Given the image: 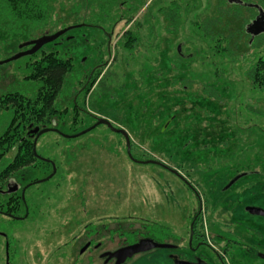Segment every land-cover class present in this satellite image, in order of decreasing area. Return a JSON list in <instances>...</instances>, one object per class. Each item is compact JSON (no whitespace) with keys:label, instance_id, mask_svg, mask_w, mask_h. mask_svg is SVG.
Listing matches in <instances>:
<instances>
[{"label":"rangeland","instance_id":"1","mask_svg":"<svg viewBox=\"0 0 264 264\" xmlns=\"http://www.w3.org/2000/svg\"><path fill=\"white\" fill-rule=\"evenodd\" d=\"M117 1L126 4L111 5L106 22L98 26H81L86 13L88 22L90 14H100L96 5L92 7L94 12L70 10L71 0H62L65 9L59 12L56 5V15L48 25L18 37L0 30V96L19 93L34 99L38 83L28 78L29 64L42 51L67 53L72 58L74 80L79 79L80 72L90 75L104 61L98 81L78 99L84 109L77 114L79 123L59 127L64 135L79 133L92 126L94 117L103 118L126 132L132 155L141 160L134 163L126 158L118 146L119 136L104 125L74 139L53 133L42 135L36 152L61 162L55 177L60 216L74 211L77 222L86 224L106 219L110 236L93 243L100 242V251H111L142 240L144 233L157 244L166 240L179 244L183 231L187 235L192 217L201 212L210 236V243L200 253L206 264H264V216L254 213L264 212V92L254 89L256 86L244 76L249 58L254 54L264 57V39L258 48L247 51L248 38L240 33V22H232L227 30L234 53L244 56L247 52L249 58H220L204 34V22L216 19L220 0ZM143 1L145 5L140 7ZM138 7L136 12H127ZM163 8L179 15L176 32H165L168 22L156 15ZM118 14L133 17L132 22H115ZM148 21L155 26V39L163 40L158 50H152L147 42L144 27L149 26ZM226 23L222 19L221 25H211L210 29L219 36L226 32ZM0 26H4L1 20ZM128 31L139 38L131 49L118 45L119 40L125 42ZM57 34L35 55L22 56L19 52L21 45L30 48L34 40ZM84 82L85 77L79 86ZM211 94L215 98L223 96V100L217 101ZM74 114L70 111L66 119ZM4 120L0 117V123ZM17 124L20 128L24 125ZM25 127L20 129V136ZM2 132L0 129V135ZM72 155L76 161L68 168L66 160ZM239 171L248 173L229 185ZM36 175L30 172V177ZM75 185L92 190L89 197L79 188L72 190ZM49 188L41 186L35 192ZM98 193L106 195L99 204ZM31 198L34 201V196ZM83 207L88 217H82ZM39 220H30L24 226L23 237L28 236L20 241V249H26L28 257L18 258L17 263L69 264L58 260L54 252L69 240L65 230H56L58 218L51 214ZM110 220H121V225ZM41 228L53 236L44 240ZM78 230L73 252L84 243L83 232L80 227ZM224 250L225 258L221 259ZM175 253L156 248L136 254L123 264H174L171 255ZM80 257L85 260V255ZM92 258L93 264H115L102 263L97 252Z\"/></svg>","mask_w":264,"mask_h":264},{"label":"trees","instance_id":"2","mask_svg":"<svg viewBox=\"0 0 264 264\" xmlns=\"http://www.w3.org/2000/svg\"><path fill=\"white\" fill-rule=\"evenodd\" d=\"M146 1H143L140 7L144 6ZM239 1H241L244 5L229 3L228 0H220L216 8L218 13L216 19H208L204 22V26L206 27V31L204 32V34H206V38L209 39V41H211V43L215 45L216 53L219 54L218 57L220 58L224 56H229L230 58H234L233 56H235L236 60H238L240 57H243V59L249 58L247 52L245 53V55L243 54L244 56L234 53V46H231V36L227 30V28L229 29V25L232 22H240V33L248 38V42L246 45L247 51H249L250 49L258 48L261 45V42L259 41L264 39V34L256 36L252 39L251 36L245 31L246 25L254 18L256 14V9L251 6L257 5L264 11V0ZM71 2L73 4H71V6L69 7L70 10L81 8L83 11L87 12L89 10L91 11L92 7H95L94 5H96V8L100 12L99 15L90 14L88 16L89 18L92 17L91 22H88L87 20V13L85 14L84 18L81 17L83 22V25L81 26L83 27L84 23H93L97 26L105 23L107 19L106 11H110L111 5L115 6L117 3H120L122 5L126 4L125 2L121 3V1L119 2L117 0H112V2H109L107 0H78L77 3L71 0ZM56 5H58L59 7V12L65 9L62 0H0V20L3 21L4 25L0 26V30L2 33H4V35H15L17 37L24 36L30 32L29 30L33 28L48 25V23L52 21V17H54L53 15H56V13L54 14V12H56ZM130 9H132V12H136L139 7L128 8L127 12H129ZM163 9H160L156 15L168 22V25L165 27V32H176L180 26L179 15H177L176 12L173 13L171 10L169 11L168 9ZM117 10V12H121L120 8H117ZM92 12H94V10H92ZM115 18H118V20L115 22L125 21V23L130 24L132 22L133 17H121V15L118 14V16H115ZM222 19H225L227 21L225 26L226 32H223V34L220 33L219 36H217L215 31H212L210 27L211 25H221ZM149 21L147 22L148 24ZM88 26L90 25H87L85 27ZM154 27L155 26L153 25V23H151L149 24V26L144 28L146 35L148 36L147 42L149 43L150 48L152 50H158L163 40L155 39L156 37H154L153 35L155 33ZM208 28L211 31H208ZM99 30L102 29L99 28ZM125 39V42L119 40L118 45L126 49H131L132 44L136 43L139 38L134 35L132 31H128L126 32ZM168 44L170 43L168 42ZM21 47L27 48L25 45H21L19 46V49ZM177 52L178 51L176 49V53ZM36 53H34L33 55H35ZM178 53L177 55H179ZM249 63L250 65L245 71L244 76L252 85L256 86V88L254 89L259 90L260 92H264V57H259L257 54H254L252 59L249 58ZM105 64L106 62L104 61L102 64L99 63V65L95 66V69L91 71L90 75L83 76L80 72L79 79L74 80L75 77L73 76L72 70V58L68 56L67 53H58L57 51H42L40 57L29 64L31 70L28 78L38 83V91L36 96L34 97V99L31 100H29L30 98H26L24 95H21L19 93H7L4 96H0V117L5 118L2 123H7L8 125H12L14 123L17 124L18 122L24 123L22 127H25V125L29 123L30 125L28 127H30V130L32 128L36 129V127H40L41 125H44V123L50 124L54 121L66 127L78 124L79 121L77 120V114H81L80 109L84 110L78 104V99L82 95L85 96L89 93L91 88L98 81V78H100V75L103 70V65ZM84 77L86 81L84 82L85 84L79 86L81 84V80ZM74 82L76 83V85ZM60 95H64L65 98H61ZM211 96V98H215L213 94H211ZM215 99L217 101H222L223 96L218 95ZM70 111L76 114H74L73 118L67 120L66 114H69ZM247 111L251 112V110ZM233 112L234 111H232V113ZM94 125H92L91 127H93ZM7 128H11V126H8ZM21 128L19 126L15 127L13 129L14 134H16V130L20 131ZM94 128H92L91 130H93ZM0 129L2 130L3 127H0ZM85 130L79 133L73 132L71 134L65 135L61 132V137L66 139H74L77 138V135L81 136L83 134H86L87 132L83 133ZM91 130H89L88 133ZM112 133L118 135L119 138L121 137V135L118 133ZM14 134V137H22L20 135ZM3 137H5V135ZM30 137H32V135H30ZM5 146L7 147V149H12L13 147L15 151L14 153L17 154V156L13 160L14 170L21 169L23 166H26L27 164L35 161L32 157L33 151L31 144H28V146H25L22 149V147L18 145L16 146L15 143L8 145L0 143V148ZM20 148L21 150H19ZM126 151L127 147L125 146L124 154L127 158L128 155ZM130 156L131 158H134L131 151ZM240 172L241 171H239V173ZM145 234L148 235V233ZM81 259L82 258L80 257V255H78L77 264H80Z\"/></svg>","mask_w":264,"mask_h":264},{"label":"flooded vegetation","instance_id":"3","mask_svg":"<svg viewBox=\"0 0 264 264\" xmlns=\"http://www.w3.org/2000/svg\"><path fill=\"white\" fill-rule=\"evenodd\" d=\"M257 14L258 13L256 11L254 18L257 16ZM30 48H32V46ZM30 48L19 49L18 47L19 52L21 53L29 50ZM96 120L97 119H95L94 117V122L92 125L96 123ZM59 125L60 124L58 122L54 121L53 123L44 124L40 127H36V129L32 128L31 130L29 129L30 127L27 126L25 127L23 133L24 135L22 137H14L13 129L19 126V124H0V126H3V132L1 134L2 137L0 136V143L5 145L15 143L16 146L18 145L22 147V149L25 146H28V144H31L33 151L32 157L35 160L34 162L23 166L21 169L14 170L13 160L17 156V154L14 153V148L12 147V149H7L6 146L0 148V264H18V258H27L28 251L23 248L22 250L20 249L22 247V243L20 241L28 236L27 235L26 237H23V233L25 231L24 226H26L30 222V220L32 222L39 219L41 220L44 217L51 216V214L57 217L59 221H57L56 223V226L58 227L56 228V230L58 232L61 231V229L65 230L67 239H69L62 246L57 247L54 252L58 254V260H66L69 262V264H77L78 255H85V260L81 259L80 264L84 261H86L85 264H93L92 257L96 252L98 259H100L102 263H115V259H108L107 255L105 254L112 253L118 249L127 247L137 242L136 241L128 245L124 244L120 247H116L111 251L104 249L100 251V242L98 241L103 240L104 238H106V236L109 237L111 234L105 225L106 219H94L93 221L86 224V222H77V214L74 211H69L64 213L63 217L65 216V219L64 222H61V218L63 217L60 216V202H56V198L58 197L56 190L59 185L55 180V177L60 172L61 162L60 160L56 161L48 157L41 156L36 152L37 144L41 137L37 136V134L40 131L47 130L46 133H53L54 135L61 137V127H59ZM8 126H11V128H7ZM114 128L119 129L117 127ZM107 129L111 130L108 127ZM19 134L21 133L16 130V134L14 135ZM4 135L5 137H3ZM30 135H32V137H30ZM130 140L131 139L129 137L128 139H126L121 135V137L118 139V146L120 147L121 152L125 151V146H130ZM19 150H21V148ZM129 151H131L130 147ZM34 152L36 153V155L34 154ZM66 161L69 163L67 164V167L71 168L72 164L76 161V156L74 157V155H72V159ZM139 161L141 160H138L135 157L132 158V162L134 163H138ZM30 172H33L37 175L30 177ZM251 172L252 171H250V173ZM247 173L248 172H240L238 173V175L240 174L241 176H244ZM53 180L55 182L52 187L51 182ZM46 185L50 187L48 191L44 192L38 190L37 192H35L39 187ZM75 188H79L82 194H86V197H89L90 192H92V190L87 189L88 187L82 185H75L74 189L71 187V189L74 191ZM33 192L35 193L33 194ZM101 192L104 191L102 190ZM100 193L96 194L98 195L96 199L97 204H99V202L101 201L100 199L104 200V198L106 197L105 194ZM32 196H34V201L31 198ZM74 199L75 202H77V198ZM69 202H72V200ZM81 206H84V204L81 203ZM260 212L264 213L262 211ZM81 213L82 217H88V213L84 209V207L81 208ZM200 215L201 212L199 214H195L192 217L189 226H187V235L185 231H183V233L181 234L182 237H179V244L171 243L168 240L164 242L165 245L171 246V248L166 249H170L176 252L175 254L171 255L172 262L174 264H206V259L200 253L203 247L206 244L210 243V236L207 226L205 225V222ZM33 217H36L37 219L33 220ZM121 220H110L109 222H113L114 225L120 226ZM78 227H80L83 232L81 236L83 237L84 243L80 248H78V251L73 252L72 248L74 247L75 249V246L73 245H76L75 242L78 239ZM44 228H41L40 232H43V239L47 240V238L53 235L51 233H47V230H45ZM142 238L147 239L148 236L144 233V236ZM96 240L98 241L96 243H93ZM225 252L227 251L224 250V252H222V255H220L221 259L225 258ZM38 256H40V254Z\"/></svg>","mask_w":264,"mask_h":264},{"label":"water","instance_id":"4","mask_svg":"<svg viewBox=\"0 0 264 264\" xmlns=\"http://www.w3.org/2000/svg\"><path fill=\"white\" fill-rule=\"evenodd\" d=\"M229 3H236V4H242L241 1L239 0H228ZM251 7L255 8L257 11V16L255 18H253L245 27V31L247 34H249L251 36V38H255L256 36H259L261 34H264V11L257 5H252ZM57 35L54 36H50V37H42L39 40H36L32 43H30L32 45V48H30L29 50L21 53V55L25 56H30L33 55L34 53H36L37 51L40 50V48L45 44L48 43L52 40L55 39V37H57ZM26 46V45H25ZM180 50V46L177 47V51L179 52ZM20 56V55H19ZM98 125H105L108 128L111 129L112 132L114 133H119L121 134L123 137H125L126 139H128V135L126 134V132L124 130L121 129H116L112 126V124H110L107 120L103 119V118H98L96 120V123L93 127L88 128L87 130H85L83 133L88 132L89 130H91L92 128H94L95 126ZM47 130H43L40 131L37 136H40L44 133H46ZM81 133V134H83ZM79 136V135H77ZM127 155L128 157L132 160L131 156H130V151H129V145H127ZM34 154L36 155V153L34 152ZM138 163H141V161H139ZM147 163V162H146ZM240 176L236 177L235 179H233L229 185L233 184L235 182V180H237L238 178H240ZM254 213H258L259 215H263L264 213H261L260 211H256ZM156 248H171V246L169 245H165V244H157L155 242H153L150 239H142L140 241H138L137 243L118 249L112 253H107L105 255H107L108 259H115V264H123L127 259L132 258L134 255L139 254V253H143L152 249H156Z\"/></svg>","mask_w":264,"mask_h":264}]
</instances>
